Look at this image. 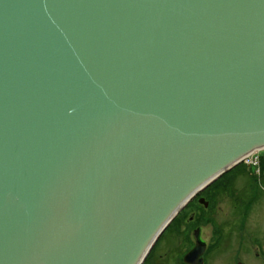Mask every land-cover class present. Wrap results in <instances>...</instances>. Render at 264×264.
<instances>
[{
  "label": "water",
  "instance_id": "water-1",
  "mask_svg": "<svg viewBox=\"0 0 264 264\" xmlns=\"http://www.w3.org/2000/svg\"><path fill=\"white\" fill-rule=\"evenodd\" d=\"M264 149V0H0V264H142Z\"/></svg>",
  "mask_w": 264,
  "mask_h": 264
},
{
  "label": "flooded vegetation",
  "instance_id": "flooded-vegetation-1",
  "mask_svg": "<svg viewBox=\"0 0 264 264\" xmlns=\"http://www.w3.org/2000/svg\"><path fill=\"white\" fill-rule=\"evenodd\" d=\"M221 204L229 206L226 215L211 216L222 211ZM171 222L172 228L187 226L184 243L189 247L179 264H210L211 256L231 250L235 259L229 264H264V160L258 169L226 170L196 192Z\"/></svg>",
  "mask_w": 264,
  "mask_h": 264
},
{
  "label": "rangeland",
  "instance_id": "rangeland-1",
  "mask_svg": "<svg viewBox=\"0 0 264 264\" xmlns=\"http://www.w3.org/2000/svg\"><path fill=\"white\" fill-rule=\"evenodd\" d=\"M261 159L264 160V149L252 152L248 155L247 158H245L243 161H241L231 169H234V171L258 169L261 163ZM230 174L231 173L227 175L229 176ZM221 205L222 211H214L215 213L212 212L213 215H210L216 217H223L224 215H226V211L230 210L228 209L229 206L227 204ZM188 210L189 209H187V211ZM173 222H175V220H173ZM171 223L168 224V227L158 237L142 264H179V259L189 247L188 244L186 245L184 243V233L187 231V226L184 224L182 225L181 223L179 228H172V226L170 225ZM211 227V225H208L206 228L210 229ZM209 229H206L205 231L208 233L210 231ZM170 255L173 259H170ZM234 255L235 252L233 250L223 252L222 254L218 253L214 259L212 258V256L210 257V264H229L235 259Z\"/></svg>",
  "mask_w": 264,
  "mask_h": 264
},
{
  "label": "built area",
  "instance_id": "built-area-1",
  "mask_svg": "<svg viewBox=\"0 0 264 264\" xmlns=\"http://www.w3.org/2000/svg\"><path fill=\"white\" fill-rule=\"evenodd\" d=\"M247 157H248V156H247ZM247 157H246V158H247Z\"/></svg>",
  "mask_w": 264,
  "mask_h": 264
}]
</instances>
